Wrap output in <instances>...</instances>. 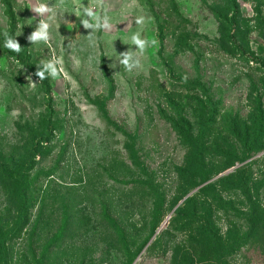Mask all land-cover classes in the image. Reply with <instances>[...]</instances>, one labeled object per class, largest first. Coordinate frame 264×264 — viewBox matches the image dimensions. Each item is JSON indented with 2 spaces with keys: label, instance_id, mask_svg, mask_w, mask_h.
<instances>
[{
  "label": "rangeland",
  "instance_id": "374dc122",
  "mask_svg": "<svg viewBox=\"0 0 264 264\" xmlns=\"http://www.w3.org/2000/svg\"><path fill=\"white\" fill-rule=\"evenodd\" d=\"M37 2L0 0V264H264V0Z\"/></svg>",
  "mask_w": 264,
  "mask_h": 264
},
{
  "label": "clouds",
  "instance_id": "9594fccd",
  "mask_svg": "<svg viewBox=\"0 0 264 264\" xmlns=\"http://www.w3.org/2000/svg\"><path fill=\"white\" fill-rule=\"evenodd\" d=\"M31 10L38 14V16L43 17L46 13H51L53 12V9L49 7L48 4L46 3H39V0L37 2V5L32 7ZM84 12L87 16L93 17L94 13L90 8H85ZM53 17H49V20L52 19ZM96 19V24H91L89 23L88 20H82L81 23L85 27V29L88 28H98L102 26H107L108 25V18L105 17L103 24L100 23L99 17H95ZM136 23L138 25H142L144 23V18L139 17L136 20ZM49 28H50V23L47 20L41 19L39 23L37 24L35 30L31 33V35L28 37V40L31 43L35 42H40L43 41L47 43L50 38V33H49ZM131 43L136 46L137 49H139V54H143L146 47L151 44H155L156 41L152 40L149 42L147 39L141 37V33L135 32L131 35ZM4 47L19 53L21 51V45L16 39H13L12 37L8 36L7 33H5V44ZM122 56V59L120 60V63L124 65L125 69L128 71H132L134 68H139L140 67V59L136 54H134L131 51H126L120 54ZM61 63V60L59 58H56L55 56L48 61H41V64L43 65L42 68L39 66L37 67V71L35 73L36 76L39 77L40 80H43L46 78L45 72L49 74V76L56 78L59 74L57 65ZM33 83V87L35 86V82Z\"/></svg>",
  "mask_w": 264,
  "mask_h": 264
},
{
  "label": "trees",
  "instance_id": "16d2710c",
  "mask_svg": "<svg viewBox=\"0 0 264 264\" xmlns=\"http://www.w3.org/2000/svg\"><path fill=\"white\" fill-rule=\"evenodd\" d=\"M238 171H235V173H237ZM233 175H231V176H229V177H227V178H230V177H232ZM227 179L225 178V179H223L222 180V182H224V181H226ZM206 187H207V189H208V186H205V189H206ZM238 187V189H242L241 188V186H237ZM203 190H204V188H203Z\"/></svg>",
  "mask_w": 264,
  "mask_h": 264
}]
</instances>
